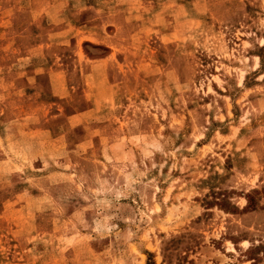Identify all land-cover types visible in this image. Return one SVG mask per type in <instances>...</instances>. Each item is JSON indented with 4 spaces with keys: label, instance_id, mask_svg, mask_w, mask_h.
Returning <instances> with one entry per match:
<instances>
[{
    "label": "rangeland",
    "instance_id": "374dc122",
    "mask_svg": "<svg viewBox=\"0 0 264 264\" xmlns=\"http://www.w3.org/2000/svg\"><path fill=\"white\" fill-rule=\"evenodd\" d=\"M150 258L264 264V0H0V264Z\"/></svg>",
    "mask_w": 264,
    "mask_h": 264
},
{
    "label": "trees",
    "instance_id": "16d2710c",
    "mask_svg": "<svg viewBox=\"0 0 264 264\" xmlns=\"http://www.w3.org/2000/svg\"><path fill=\"white\" fill-rule=\"evenodd\" d=\"M252 197H253V196H252ZM253 200H254V199H249V205H248V208L251 207V205H252V203H253ZM224 206H225V205H224ZM259 248H261V247H259ZM259 248L254 249V250L250 253V255L253 256L250 260H253L254 262L257 261V259L254 257V254L256 253L255 251H259V250H260ZM150 257H151V256H150ZM148 264H154L151 258L149 259V263H148Z\"/></svg>",
    "mask_w": 264,
    "mask_h": 264
}]
</instances>
